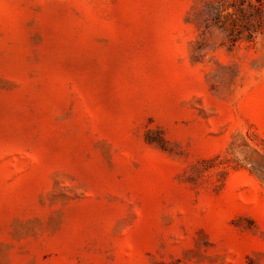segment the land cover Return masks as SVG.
Listing matches in <instances>:
<instances>
[{
  "label": "rangeland",
  "instance_id": "rangeland-1",
  "mask_svg": "<svg viewBox=\"0 0 264 264\" xmlns=\"http://www.w3.org/2000/svg\"><path fill=\"white\" fill-rule=\"evenodd\" d=\"M0 264H264V0H0Z\"/></svg>",
  "mask_w": 264,
  "mask_h": 264
},
{
  "label": "trees",
  "instance_id": "trees-1",
  "mask_svg": "<svg viewBox=\"0 0 264 264\" xmlns=\"http://www.w3.org/2000/svg\"><path fill=\"white\" fill-rule=\"evenodd\" d=\"M257 11L260 10V8L256 5H252ZM259 32V30H256V33Z\"/></svg>",
  "mask_w": 264,
  "mask_h": 264
}]
</instances>
